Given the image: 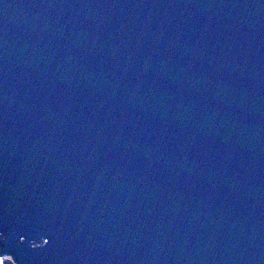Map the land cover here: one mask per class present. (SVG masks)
Listing matches in <instances>:
<instances>
[{
	"label": "water",
	"instance_id": "1",
	"mask_svg": "<svg viewBox=\"0 0 264 264\" xmlns=\"http://www.w3.org/2000/svg\"><path fill=\"white\" fill-rule=\"evenodd\" d=\"M0 236L18 264H264V0H0Z\"/></svg>",
	"mask_w": 264,
	"mask_h": 264
},
{
	"label": "bare ground",
	"instance_id": "2",
	"mask_svg": "<svg viewBox=\"0 0 264 264\" xmlns=\"http://www.w3.org/2000/svg\"><path fill=\"white\" fill-rule=\"evenodd\" d=\"M4 259H9V260H11V262H12L13 264H18V263L14 260L13 255H11L10 253H1V255H0V261H1L3 264H5V263L3 262Z\"/></svg>",
	"mask_w": 264,
	"mask_h": 264
},
{
	"label": "rangeland",
	"instance_id": "3",
	"mask_svg": "<svg viewBox=\"0 0 264 264\" xmlns=\"http://www.w3.org/2000/svg\"><path fill=\"white\" fill-rule=\"evenodd\" d=\"M0 264H3V263L0 261Z\"/></svg>",
	"mask_w": 264,
	"mask_h": 264
},
{
	"label": "trees",
	"instance_id": "4",
	"mask_svg": "<svg viewBox=\"0 0 264 264\" xmlns=\"http://www.w3.org/2000/svg\"><path fill=\"white\" fill-rule=\"evenodd\" d=\"M0 240H1V236H0Z\"/></svg>",
	"mask_w": 264,
	"mask_h": 264
}]
</instances>
